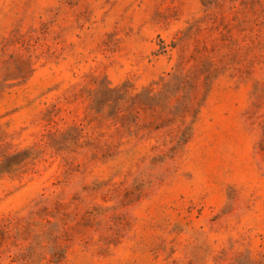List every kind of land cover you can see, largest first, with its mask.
<instances>
[{
	"label": "rangeland",
	"instance_id": "obj_1",
	"mask_svg": "<svg viewBox=\"0 0 264 264\" xmlns=\"http://www.w3.org/2000/svg\"><path fill=\"white\" fill-rule=\"evenodd\" d=\"M0 264H264V0H0Z\"/></svg>",
	"mask_w": 264,
	"mask_h": 264
}]
</instances>
